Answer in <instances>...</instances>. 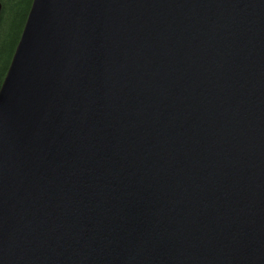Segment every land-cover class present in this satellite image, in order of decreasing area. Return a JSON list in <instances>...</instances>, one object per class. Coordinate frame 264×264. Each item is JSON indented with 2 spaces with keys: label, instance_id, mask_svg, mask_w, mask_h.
Returning <instances> with one entry per match:
<instances>
[{
  "label": "water",
  "instance_id": "1",
  "mask_svg": "<svg viewBox=\"0 0 264 264\" xmlns=\"http://www.w3.org/2000/svg\"><path fill=\"white\" fill-rule=\"evenodd\" d=\"M0 264H264V0H33Z\"/></svg>",
  "mask_w": 264,
  "mask_h": 264
},
{
  "label": "trees",
  "instance_id": "2",
  "mask_svg": "<svg viewBox=\"0 0 264 264\" xmlns=\"http://www.w3.org/2000/svg\"><path fill=\"white\" fill-rule=\"evenodd\" d=\"M26 1L29 2V7H28V13H29L33 0H0V2L3 4V11L0 16V85L11 64L13 55L19 43L25 22L28 17V13H27L24 19L23 28L20 31V34L17 35V33L15 34L13 30L7 29V24H8L7 21L11 16L10 11L13 8H18V9L23 8ZM18 22L19 20L14 18L12 25Z\"/></svg>",
  "mask_w": 264,
  "mask_h": 264
},
{
  "label": "rangeland",
  "instance_id": "3",
  "mask_svg": "<svg viewBox=\"0 0 264 264\" xmlns=\"http://www.w3.org/2000/svg\"><path fill=\"white\" fill-rule=\"evenodd\" d=\"M28 7H29V2L26 1L25 5L23 6V8L18 9V8H13L11 9V16L8 19V24H7V29H11L15 32V34L17 33V35L20 34V31L23 28V23H24V19L28 13ZM16 18L19 20L18 23L12 25L13 19ZM12 25V26H11Z\"/></svg>",
  "mask_w": 264,
  "mask_h": 264
}]
</instances>
